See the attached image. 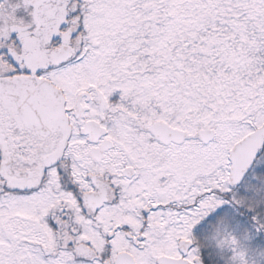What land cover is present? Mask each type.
<instances>
[{
    "label": "snow or ice",
    "instance_id": "snow-or-ice-1",
    "mask_svg": "<svg viewBox=\"0 0 264 264\" xmlns=\"http://www.w3.org/2000/svg\"><path fill=\"white\" fill-rule=\"evenodd\" d=\"M264 264V0H0V264Z\"/></svg>",
    "mask_w": 264,
    "mask_h": 264
},
{
    "label": "rangeland",
    "instance_id": "rangeland-1",
    "mask_svg": "<svg viewBox=\"0 0 264 264\" xmlns=\"http://www.w3.org/2000/svg\"><path fill=\"white\" fill-rule=\"evenodd\" d=\"M210 226L211 224L208 225V235L206 237L209 244L221 249L239 248L248 255L247 264H261L259 257L253 254L250 242L234 230L225 227L223 221H218L212 227Z\"/></svg>",
    "mask_w": 264,
    "mask_h": 264
},
{
    "label": "trees",
    "instance_id": "trees-1",
    "mask_svg": "<svg viewBox=\"0 0 264 264\" xmlns=\"http://www.w3.org/2000/svg\"><path fill=\"white\" fill-rule=\"evenodd\" d=\"M222 221V220H221ZM211 224V223H210ZM213 225H215V224H211V226L210 227H212Z\"/></svg>",
    "mask_w": 264,
    "mask_h": 264
}]
</instances>
